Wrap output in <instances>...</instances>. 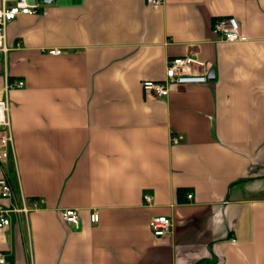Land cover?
I'll return each instance as SVG.
<instances>
[{
    "label": "crops",
    "instance_id": "obj_1",
    "mask_svg": "<svg viewBox=\"0 0 264 264\" xmlns=\"http://www.w3.org/2000/svg\"><path fill=\"white\" fill-rule=\"evenodd\" d=\"M29 1L0 52V90L23 81L6 93L0 207L40 201L0 227V264H264V0ZM221 16L247 40L213 32ZM184 55L212 78L142 90ZM160 214L171 224L155 236Z\"/></svg>",
    "mask_w": 264,
    "mask_h": 264
},
{
    "label": "built area",
    "instance_id": "obj_2",
    "mask_svg": "<svg viewBox=\"0 0 264 264\" xmlns=\"http://www.w3.org/2000/svg\"><path fill=\"white\" fill-rule=\"evenodd\" d=\"M152 6L160 5L163 0H147ZM38 10V4L29 0H0V52L6 53L8 44L6 41V26L19 14H26ZM213 32L217 33L224 41H245L247 36L243 33L239 21L234 16H221L216 18L212 23ZM49 53H58V48H50ZM189 64H197L209 67L208 64L195 56L184 55L170 59L165 67L164 78L161 80H141V88L145 93L154 96H164L176 86L187 83H203L207 80L206 73L190 72L187 66ZM16 86L23 85V81L18 79L12 82ZM13 84L5 82L0 90V162L4 159L8 152L13 153L12 132L8 116V101L6 98L7 90ZM182 138L181 134H174L170 137L172 143L178 142ZM190 193L187 194L190 197ZM0 197L10 200L13 198V189L6 173L0 175ZM143 199L149 202L151 197L144 195ZM37 199H32L30 204L24 198L18 204L9 201L3 207H0V227L7 226L11 223L13 215L19 217L22 215L25 219L28 217L30 209L37 208L39 205ZM42 201V200H41ZM62 220L75 228L79 226V216L77 209L67 207L61 211ZM98 214L93 212L90 214V221L96 222ZM171 220L166 215H152L149 217L148 226L155 236H161L168 231ZM5 261L0 252V263Z\"/></svg>",
    "mask_w": 264,
    "mask_h": 264
},
{
    "label": "water",
    "instance_id": "obj_3",
    "mask_svg": "<svg viewBox=\"0 0 264 264\" xmlns=\"http://www.w3.org/2000/svg\"><path fill=\"white\" fill-rule=\"evenodd\" d=\"M43 1H44L45 3H50L51 0H43ZM211 72H212V71H211ZM207 77H208V78H212V75H210V73H209V74H207Z\"/></svg>",
    "mask_w": 264,
    "mask_h": 264
},
{
    "label": "rangeland",
    "instance_id": "obj_4",
    "mask_svg": "<svg viewBox=\"0 0 264 264\" xmlns=\"http://www.w3.org/2000/svg\"><path fill=\"white\" fill-rule=\"evenodd\" d=\"M38 2H40V3H43L44 1L43 0H37Z\"/></svg>",
    "mask_w": 264,
    "mask_h": 264
}]
</instances>
